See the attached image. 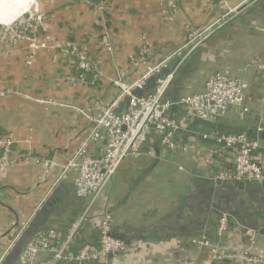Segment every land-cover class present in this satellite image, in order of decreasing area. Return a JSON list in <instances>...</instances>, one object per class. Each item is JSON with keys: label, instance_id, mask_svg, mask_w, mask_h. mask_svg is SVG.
Masks as SVG:
<instances>
[{"label": "crops", "instance_id": "crops-1", "mask_svg": "<svg viewBox=\"0 0 264 264\" xmlns=\"http://www.w3.org/2000/svg\"><path fill=\"white\" fill-rule=\"evenodd\" d=\"M39 2L45 16V24L38 29L39 40L47 48L32 51L23 42L15 54L0 57V88L11 89V94L0 97V137L11 133L16 142L14 165L0 171V257L24 227L21 239L26 237L38 218L44 230L64 235L76 220L85 218L72 252L86 244L98 245L100 220L109 213L113 234L128 242L125 251L110 258L109 264H247L234 258L245 252L264 264L263 183H245L241 191L238 183L216 186L218 170L206 163L210 153L216 152L223 160V170L232 167L235 152L217 143L221 135H264V77L256 68L264 62V0H229L236 12L216 26L181 66L172 58L164 69L165 74L176 72L165 94L170 102L203 93L217 72L245 80L248 112L244 117L241 108L231 107L210 123L189 119L182 106L172 107L169 115L181 128L178 137L194 147L187 153L164 149L158 134L150 130L147 150L153 149L154 156L127 158L93 199L77 197V170L60 179L63 166L90 125L86 116H98L95 103L110 105L118 99L120 90L112 83L117 70L129 84L146 71L147 63L130 64L140 35L148 36L156 60L165 59L183 43L186 25L209 27L225 11L219 2L208 0H178L176 12L162 7L161 0H108L110 21L104 31L101 15L82 2ZM68 40L82 41L90 58L100 59L104 77L97 87L67 82L66 76L73 73L64 46ZM107 41L112 52L102 50ZM154 85L147 82L137 93L150 92ZM126 105L125 100L120 102L116 111L123 112ZM261 145L263 151L264 139ZM29 153L40 162L29 160ZM90 153H98L97 144ZM212 194L220 197L219 205ZM45 208L48 212L41 219ZM219 208L230 212L222 236L218 234ZM246 227L257 232L254 244L245 235ZM205 241L209 245H202ZM18 242L2 264H8ZM216 247L223 258H214ZM49 259L48 253L37 256V262Z\"/></svg>", "mask_w": 264, "mask_h": 264}, {"label": "built area", "instance_id": "built-area-1", "mask_svg": "<svg viewBox=\"0 0 264 264\" xmlns=\"http://www.w3.org/2000/svg\"><path fill=\"white\" fill-rule=\"evenodd\" d=\"M77 1L99 13L105 24V16L108 15V0H98L96 3L93 0ZM208 1L210 4L219 2L225 14L216 23L206 28L186 25L185 39L171 56L156 60L157 54H154L153 45L148 36L140 35V45L137 52L131 57L130 64L131 67H137L147 63L146 71L129 84L125 82L122 71L117 70V78L112 83L120 90L118 99L110 105L100 101L95 103L98 116H86L90 125L74 150L71 160L63 166L60 179H65L71 170L78 172L74 182L77 197L96 198L105 185L111 182L127 158L138 157L142 154L154 156L153 149L147 150L150 130H154L158 134L160 146L164 149L179 153H187L191 150L194 147L193 144L178 137L181 130L180 125L175 118L169 115L170 109L174 106H182L189 119L210 123L225 116L231 107L241 108V118L248 112L244 106L248 89L247 82L222 72H217L208 79L205 91L201 94L186 96L179 102L165 100L167 89L176 73H164L169 61L172 58H177L179 61L177 67L181 66L180 64L187 56L202 45L215 27L222 24L230 15L231 10L227 0ZM161 5L176 12L178 0H161ZM39 12L37 8L33 11L30 10L24 14L26 17L22 16L21 20L13 24L12 28H0V36L8 42L4 44L6 53L17 50L16 47L20 41L27 42L32 51L47 48L39 40V33H37L43 16ZM64 46L68 49V65L73 71L66 76L67 82L73 86L86 84L97 87L98 81L104 77L100 59L93 61L85 44L80 40H68ZM102 50L112 52V46L108 41ZM256 68L264 77V62L256 64ZM152 77L156 78L153 90L144 94L137 93L146 88L148 80ZM9 93V89H0V97ZM126 98L128 99L126 109L123 112H117L118 104ZM216 141L223 148L235 152L234 171L220 173L216 176V181L244 184L264 183V150L262 151L263 147L258 137L251 138L246 133H229L217 137ZM15 143L12 134L0 138V170L14 164L15 161L11 160V155ZM96 144L98 153L91 154L90 150ZM214 154L217 153H210L206 160L209 166L215 165ZM28 157L31 161L40 162V159L33 156L32 153H29ZM229 219L230 216L227 213L220 215L219 236L227 231ZM84 221L85 218L76 220L65 235L56 230L38 231L22 251L18 264H87L96 261L101 264H109L110 258H118L125 251V242L113 236L112 217L106 213L99 223V244H86L73 253L72 246ZM26 229L24 227L14 237L9 249L0 257V264L9 254L10 249L21 239ZM244 231L246 237L254 244L257 236L256 230L246 227ZM201 243L209 245L206 241ZM41 253H48L50 259L37 262V256ZM214 258H223L219 255L217 247L214 249ZM234 258L247 264L263 263L262 259L253 256L250 252L234 255Z\"/></svg>", "mask_w": 264, "mask_h": 264}, {"label": "trees", "instance_id": "trees-1", "mask_svg": "<svg viewBox=\"0 0 264 264\" xmlns=\"http://www.w3.org/2000/svg\"><path fill=\"white\" fill-rule=\"evenodd\" d=\"M94 3L98 2V0H93ZM106 18V22H105V25L103 24V29L105 31V28H107L109 26V21H110V18H109V15H106L105 16ZM101 22H102V18H101ZM104 37L105 35L103 36V40H104ZM71 41H74V40H71ZM148 88V87H147ZM146 93H149V92H146ZM7 135V134H6ZM5 135V136H6ZM153 148V147H152ZM213 159L215 161V165L212 166L214 168H216L218 171H217V174L216 175H219L220 173L222 172H225V173H231L232 171H234V165H232V167H230L228 170H223L222 169V166L223 165V160L220 156H218V153L217 154H214L213 156ZM221 164V165H220ZM231 185V184H229ZM207 186L206 184H204V187ZM232 186V185H231ZM232 188L234 189L235 186H232ZM51 204V203H50ZM49 204V205H50ZM48 209L45 208L44 211H42L40 214H41V219L44 218L47 214V211ZM218 212H222V213H227L229 212L228 209H224V208H219L218 209ZM218 214V213H217ZM230 214V212H229ZM85 222V221H84ZM83 222V223H84ZM99 228V227H98ZM44 230L42 227H41V222H40V219L38 218L36 220V222L34 224H32L30 226V228L28 229L27 231V234H26V237L21 239L18 244L16 245L15 249L13 250V255L11 256V259L9 261H7L8 264H14L15 262L19 261L20 259V253L24 250V248L27 246V244L29 243V241L32 239V237L38 232V231H42Z\"/></svg>", "mask_w": 264, "mask_h": 264}, {"label": "bare ground", "instance_id": "bare-ground-1", "mask_svg": "<svg viewBox=\"0 0 264 264\" xmlns=\"http://www.w3.org/2000/svg\"><path fill=\"white\" fill-rule=\"evenodd\" d=\"M36 0H0V26L10 25L29 12Z\"/></svg>", "mask_w": 264, "mask_h": 264}, {"label": "rangeland", "instance_id": "rangeland-1", "mask_svg": "<svg viewBox=\"0 0 264 264\" xmlns=\"http://www.w3.org/2000/svg\"><path fill=\"white\" fill-rule=\"evenodd\" d=\"M227 2V4H228V6H229V8H230V15L233 13V12H236V9L235 8H231L230 7V4H229V0H227L226 1ZM39 0H36V2L34 3V6L32 7L33 9H31V11H33L34 9H38V11H40L39 12V14H43V16H42V19H41V25H40V28H42V26L45 24V16H44V13H43V11H42V9H41V7H40V5H39ZM221 4H223L222 2H221ZM37 5V6H36ZM109 8V6L107 7V9ZM108 11V10H107ZM22 16H24V17H26V15H22ZM21 16V17H22ZM20 17V18H21ZM17 19L15 22H13L12 24H10V25H1L0 26V28H12V26H13V24H16L19 20H21V19ZM38 33V32H37ZM40 34V33H39ZM10 40V39H9ZM6 40L2 37V36H0V42H2V43H0V57H3V56H11V55H13V54H15V52H17V50H15V51H13L12 53H6L5 52V47H4V44H6V43H8L7 41L5 42ZM25 43V41H20V43L19 44H22V43ZM19 44H18V46H19ZM26 44H27V42H26ZM28 46H29V44H27ZM18 46L16 47L17 49H18ZM28 48H30V47H28ZM27 50V49H26ZM42 50V49H41ZM43 50H45V49H43ZM32 56V55H31ZM94 61V60H93ZM1 89V88H0ZM10 90V93L9 94H11V89H9ZM7 95V94H6ZM11 134V133H10ZM13 135V134H12ZM1 138V137H0ZM14 152V151H13ZM12 152V155H11V160H14L13 158H14V153ZM14 165V164H13ZM13 165H11V166H13ZM10 166V167H11ZM7 168H9V167H7ZM1 171V170H0Z\"/></svg>", "mask_w": 264, "mask_h": 264}, {"label": "water", "instance_id": "water-1", "mask_svg": "<svg viewBox=\"0 0 264 264\" xmlns=\"http://www.w3.org/2000/svg\"><path fill=\"white\" fill-rule=\"evenodd\" d=\"M156 81V78L155 77H152V78H150L149 80H148V84H154V82ZM125 103L127 104L128 103V99L126 98L125 99ZM251 134V133H250ZM258 138L260 139V140H263L264 139V135H258ZM215 183H216V186H222L223 185V182H221V181H215ZM262 186H263V188H264V183L262 184ZM237 187H238V190H243L244 188H245V184L244 183H238V185H237ZM215 191V190H214ZM227 193V192H226ZM228 194V193H227ZM211 196V195H210ZM212 196H215V195H213L212 194ZM228 197H229V195H228ZM220 197H218V195L217 196H215L214 197V199L215 200H218ZM216 202L217 201H215V204H216ZM113 236L114 237H116L114 234H113ZM117 238V237H116ZM126 244H128V242H127V240H126V242H125Z\"/></svg>", "mask_w": 264, "mask_h": 264}, {"label": "flooded vegetation", "instance_id": "flooded-vegetation-1", "mask_svg": "<svg viewBox=\"0 0 264 264\" xmlns=\"http://www.w3.org/2000/svg\"><path fill=\"white\" fill-rule=\"evenodd\" d=\"M216 201H217V202H216V204H218V205H219V201H220V200H216Z\"/></svg>", "mask_w": 264, "mask_h": 264}]
</instances>
